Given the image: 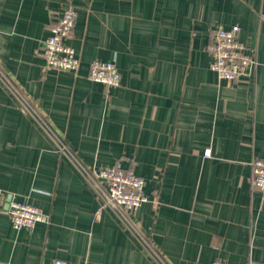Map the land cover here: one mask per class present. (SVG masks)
Listing matches in <instances>:
<instances>
[{"label": "crops", "instance_id": "0c3cea01", "mask_svg": "<svg viewBox=\"0 0 264 264\" xmlns=\"http://www.w3.org/2000/svg\"><path fill=\"white\" fill-rule=\"evenodd\" d=\"M68 4L77 75L45 69L41 51ZM261 15L264 0H0V75L27 106L0 77V189L47 216L15 229L0 209V264H264ZM235 25L257 66L227 83L207 46ZM94 60L119 86L87 78ZM114 165L144 179L127 223L78 170Z\"/></svg>", "mask_w": 264, "mask_h": 264}, {"label": "built area", "instance_id": "2783aa9c", "mask_svg": "<svg viewBox=\"0 0 264 264\" xmlns=\"http://www.w3.org/2000/svg\"><path fill=\"white\" fill-rule=\"evenodd\" d=\"M76 18L75 7L68 4L63 9L60 17L49 25V35L41 46L45 69L54 72H66L77 75L79 58L75 50L67 43L73 35ZM261 20L264 16L261 15ZM240 28L235 25L228 30L216 27L211 33L207 51L210 55L209 68L219 80L227 83L239 81L248 77L257 66L255 51L238 39ZM1 79L6 86L10 87L17 100L27 107L25 102L14 91V87L3 76ZM87 78L90 81L100 83L107 89L119 86L120 75L116 65L112 62L92 61L88 67ZM34 115V113L32 112ZM35 116V115H34ZM42 123V122H41ZM47 127L46 123L41 126ZM57 150L64 155L70 153L66 146L56 137H53ZM78 170L95 190L103 207L109 208L123 223H127L128 217L135 213L139 207L148 202L144 194V179L136 175L130 169H123L119 165L101 167L88 171L82 166ZM252 185L264 194V158L253 159L251 162ZM6 197L0 189V209L9 217L15 229L31 230L38 222H47V216L38 208L28 203H20L13 199L4 208ZM125 221V222H124ZM152 253V252H151ZM157 264H164L156 253L152 254ZM51 264H67L65 261L56 259ZM212 264H223L216 261ZM249 264H262L257 261H249Z\"/></svg>", "mask_w": 264, "mask_h": 264}, {"label": "water", "instance_id": "95a60500", "mask_svg": "<svg viewBox=\"0 0 264 264\" xmlns=\"http://www.w3.org/2000/svg\"><path fill=\"white\" fill-rule=\"evenodd\" d=\"M9 200H10V198H7V199H6V203H5V206H4L5 209H7V207H8V202H9Z\"/></svg>", "mask_w": 264, "mask_h": 264}]
</instances>
